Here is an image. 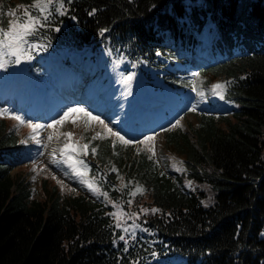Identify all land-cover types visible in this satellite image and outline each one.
<instances>
[{"label": "trees", "instance_id": "trees-1", "mask_svg": "<svg viewBox=\"0 0 264 264\" xmlns=\"http://www.w3.org/2000/svg\"><path fill=\"white\" fill-rule=\"evenodd\" d=\"M32 3L0 0L2 23L15 18L7 13L19 16ZM64 4L63 15L53 11L38 38H29L43 46L31 58L22 56L19 64L12 63L15 57L1 58L7 72L43 82L40 54L55 60L73 46L96 45L124 73L148 69L172 88L192 86L183 70L160 72L184 62L164 45L161 31L168 30L173 37L194 34L205 45L214 39L229 52L227 61L201 74L225 84L220 95L234 106L230 116L203 114L191 126L194 138L181 129L167 132L166 147L184 159V170L175 173L178 183L147 153L120 147L110 137L93 140L87 174L110 207L84 195H64L46 179L42 197L32 198L28 181L13 173L10 162L24 154L19 135L0 117V264H264V0ZM235 44L243 49L239 56L233 54ZM140 194L150 198L151 209L142 227L125 232L111 207ZM126 234L133 238L121 240Z\"/></svg>", "mask_w": 264, "mask_h": 264}, {"label": "rangeland", "instance_id": "rangeland-1", "mask_svg": "<svg viewBox=\"0 0 264 264\" xmlns=\"http://www.w3.org/2000/svg\"><path fill=\"white\" fill-rule=\"evenodd\" d=\"M44 65L47 70L53 72V77L50 75L53 80V85L48 91H45L43 86L34 82L18 81L17 83L13 78L5 74L3 67H0V110H6L0 112V117L6 118V120L16 128L20 136L21 149L25 151L21 162L15 164L13 173L21 174L23 178H26L30 188H32V198L42 197L40 183L43 177L51 186L56 185L57 189L61 190L64 195L82 194L97 202H102L100 199L104 200V196H100V191L98 194L97 191H93L84 183L86 180L84 175L78 176L76 174L72 167V162L67 161L61 149L64 147V144L68 142L77 144L76 140L78 133L81 138L82 134L86 132L88 135L91 133H100L102 135L101 137H110L113 140H117V138L107 133L104 125L100 124L98 121H91L90 124H87L83 113L79 112L73 113L69 121L63 125H56L54 128L48 127V125L53 124L55 120L60 119L63 113L69 108H83L91 112L93 116H98L100 120L104 121V124L108 125V127L113 130V132H119L125 139L133 141L134 143L129 144V146H131L132 150L137 154L148 152L153 155L150 149H153L154 146L155 156L158 157V161L165 170L169 173L173 171L180 175L182 170H184V159L177 155L172 148L166 147V139H163L164 136L167 135L168 130L181 129V131L189 133V131H191V126H197V119L205 104V100L203 99L204 94H206L207 98L211 99V101H216L217 98L221 100L220 96L215 94L212 89V86L215 85L214 78L209 73H203L198 77L197 83L200 85L194 86L181 95L182 97L188 98L187 105L181 103L183 110L178 109L177 115H168L169 113H165L166 109H169L175 114L171 106L172 102L170 98L175 97L177 92L170 91L163 81H154L155 79H153V81L159 89L148 88L149 82L146 81V78H132L126 83L125 81L128 76H124L114 66L109 64L106 68V72L109 73V79L115 86H119V89L116 94H111V92L102 90L104 85L102 86V84L98 82L96 85L100 87V89L97 87L93 90V99L90 101L92 104L100 105V102L95 100L98 96V98L103 100L106 107L100 110H93L86 107L81 102L69 104L67 101L69 92L65 89L67 87H73V83L79 80L73 69L67 68L66 70H60L56 63L47 61H45ZM187 71H189L190 74L197 73L190 67ZM151 72L152 71H150V73ZM152 76L156 78V74H152ZM10 79L13 80L11 81ZM92 84L94 85V83ZM202 84L206 85L208 88L203 87ZM201 93H203V95H201ZM105 94H108V99L104 97ZM71 96H73V94ZM80 96H82V94ZM162 98H166V100ZM6 99H8L9 103H6ZM112 101L115 102L111 103ZM157 102L161 103L159 107L154 106ZM44 103H50L58 108L60 114L48 118L47 121L33 118V112L38 113V106ZM118 104H120L121 107H119L117 114L115 108ZM217 105H219V103H217ZM19 107L24 110H19ZM192 109L195 110L193 111ZM211 109L217 110L218 108L214 106ZM15 115L23 117L25 123L21 124L19 121L13 119L12 117ZM150 117L153 119L150 120ZM71 120H75L76 123L73 124ZM177 120H179L180 123L174 127L173 125ZM28 121H31L32 124L44 125V127L38 130V134H34L28 125ZM146 122H151L148 126L153 125V122H162L165 126L157 130L144 131V128L147 126ZM68 132L73 134L70 140L64 135ZM128 132L131 135H128ZM33 135H36V139H32ZM190 135L193 137L191 133ZM146 136H154V140L146 141L145 143H136V141H143ZM49 137L52 138L49 139ZM36 140L40 142L37 143ZM69 154L77 159V156H75L77 153ZM77 167L83 172L81 166ZM178 168L180 170H177ZM172 176L174 177L173 174ZM184 184L186 188H191L192 186V182L187 178L184 179ZM150 202L151 200L147 195L140 194L134 197L129 204L115 205L114 213L116 215H114V218L118 223H123L122 226L124 229H129L127 232H131L136 228L142 227L143 222L141 219L148 213L142 211V209L150 210ZM106 204L109 206L108 201ZM123 221H129V223H124ZM135 225H139V227H134Z\"/></svg>", "mask_w": 264, "mask_h": 264}, {"label": "snow or ice", "instance_id": "snow-or-ice-1", "mask_svg": "<svg viewBox=\"0 0 264 264\" xmlns=\"http://www.w3.org/2000/svg\"><path fill=\"white\" fill-rule=\"evenodd\" d=\"M23 7V6H21ZM65 7L64 0H33V3L28 8H23L22 13L19 16H16L15 13H7L8 16H14V19H10L6 25L2 23L3 16H0V58L3 57H15V59L12 61V63L19 64L21 62V57L27 55L28 58H31V51L33 49H39L43 47L42 45L38 43H31L29 38L35 37L38 38L40 30L44 27H46L50 21V18L53 16V11L59 12L61 15H63V9ZM59 28H56L55 31H59ZM0 67H3V64L0 63ZM195 75V74H194ZM133 77L130 75L126 79V83L130 81ZM225 88V84H215L212 86L213 92L217 95L220 94V91ZM203 95V93H201ZM223 98V96H221ZM193 111L195 109H192ZM6 110H0V112H4ZM83 113L85 117V122L87 124H90L91 121H98L100 124L104 125V128L106 129L107 133L111 134L112 136H115L119 142H121L124 145L132 144L134 143L131 140L125 139L124 136L120 135L119 132H113L111 128L108 127V125L104 124L103 120H100L98 116H93V114L86 109L83 108H69L67 111L63 113L60 119L55 120L53 124L48 125V127H55L56 125H63L64 123L68 122L71 115L73 113ZM13 119L19 121L21 124L25 123V120L23 117L19 115H15L12 117ZM73 124L76 123L75 120H71ZM180 121L177 120L176 123L173 125L174 127L179 125ZM29 127L32 129V132L34 134H38V130L43 128L44 125L41 124H32L31 121H28ZM69 140L72 137V133L68 132L64 134ZM52 137H49L51 139ZM97 138H101L100 133H96L95 136L92 137V140H95ZM32 139H36V135L32 136ZM154 140V136H146L143 141H136V143H145L146 141H152ZM23 142V141H22ZM37 143H39V140H36ZM114 146V145H113ZM88 148L89 144H84L82 146H79L76 143H65L64 147L61 149V152L63 155L67 158V161L72 162V167L74 168L76 174L78 176L86 175V173H83L80 171V168L77 166H83L85 169H87V165L84 163L83 160L76 159L69 153H78L82 152L84 155L88 154ZM153 152V155H155L154 152V146L153 149H150ZM92 153H96V149L92 148ZM151 158V157H149ZM174 160V158H173ZM182 163V162H180ZM177 170H180L179 168ZM90 171V169H89ZM115 171V169H113ZM84 183L93 191H98L96 188L93 187V183L85 180ZM137 192L142 193V188H137ZM101 195H107L106 193H100ZM136 193H132V195H135ZM144 212H148V209H142ZM153 213L157 212L158 209H152ZM113 215H116L115 213ZM120 225L117 224V227ZM134 227H139V225H135ZM146 231V229H144ZM125 232L129 231V229L125 228ZM121 240L124 239L123 236L120 237ZM125 251H127V248H125Z\"/></svg>", "mask_w": 264, "mask_h": 264}, {"label": "bare ground", "instance_id": "bare-ground-1", "mask_svg": "<svg viewBox=\"0 0 264 264\" xmlns=\"http://www.w3.org/2000/svg\"><path fill=\"white\" fill-rule=\"evenodd\" d=\"M74 95V93H72ZM84 98L85 99H89V96L88 95H84ZM99 101V100H98Z\"/></svg>", "mask_w": 264, "mask_h": 264}]
</instances>
